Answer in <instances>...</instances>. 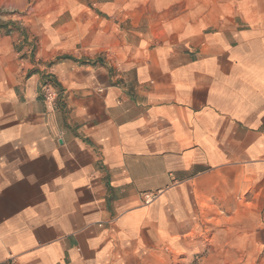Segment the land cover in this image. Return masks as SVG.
I'll return each instance as SVG.
<instances>
[{
  "label": "crops",
  "instance_id": "obj_1",
  "mask_svg": "<svg viewBox=\"0 0 264 264\" xmlns=\"http://www.w3.org/2000/svg\"><path fill=\"white\" fill-rule=\"evenodd\" d=\"M0 12V264H264V0Z\"/></svg>",
  "mask_w": 264,
  "mask_h": 264
},
{
  "label": "built area",
  "instance_id": "obj_2",
  "mask_svg": "<svg viewBox=\"0 0 264 264\" xmlns=\"http://www.w3.org/2000/svg\"><path fill=\"white\" fill-rule=\"evenodd\" d=\"M56 96H57V93L55 92V90L47 87L44 91V98L45 100L48 102V103H53L56 99ZM147 199L148 200V195H146Z\"/></svg>",
  "mask_w": 264,
  "mask_h": 264
},
{
  "label": "rangeland",
  "instance_id": "obj_3",
  "mask_svg": "<svg viewBox=\"0 0 264 264\" xmlns=\"http://www.w3.org/2000/svg\"><path fill=\"white\" fill-rule=\"evenodd\" d=\"M5 16H6L5 13L0 12V21H1V22H6V21L10 20V19H8V18H5Z\"/></svg>",
  "mask_w": 264,
  "mask_h": 264
}]
</instances>
